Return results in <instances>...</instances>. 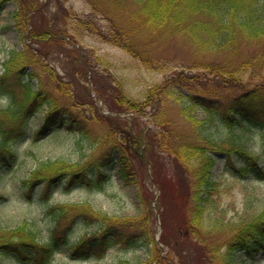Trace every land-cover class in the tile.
<instances>
[{
	"label": "trees",
	"instance_id": "16d2710c",
	"mask_svg": "<svg viewBox=\"0 0 264 264\" xmlns=\"http://www.w3.org/2000/svg\"><path fill=\"white\" fill-rule=\"evenodd\" d=\"M88 1L93 13L107 14L99 3L95 4V0ZM132 1L143 4L138 10L129 11L121 3H114L106 32L98 31L99 28L92 19L79 18L78 22L84 30L123 49L149 69L164 71L163 66L150 57L145 45L133 39L139 29H143L150 37L186 32L188 37H184L194 45L195 52L203 57L233 49L240 43L251 45L264 39V0ZM6 2L13 6L10 15L16 23L17 35L23 47L9 49L6 59L1 63L0 98L5 101L0 106V170L12 165L15 160L12 146L25 135L27 120L42 107H47V110L32 135L33 140L43 138L53 131L66 130L78 135L75 143L78 148H82V143L85 142L89 147H94L99 139L90 137L79 121L78 114L71 115L65 106L52 101L35 66L40 67L43 74L57 83L56 90L60 94L70 93L68 82H60L54 71L41 61V57L28 49L27 42H44L48 38L49 41H56V46L62 47V42L70 44L71 41L66 40L70 35L65 30L62 35L60 30L52 33L50 30L36 29L39 26L35 25L34 13L43 6L38 5L36 0H0V11ZM120 11L127 14L124 24L118 19ZM62 15L69 18L71 13L64 9ZM74 45L73 43L70 53L74 55L75 65L81 67L82 62H86ZM232 60L233 57L230 61ZM201 68L216 80H206L204 86L196 88L187 84L183 72L177 75L171 73L169 76L165 75L161 85L148 89L142 101L129 97L124 91L123 83L117 80L112 94L114 103L121 111L138 117L156 102L161 103L151 120L160 130L150 132L149 127L136 120L132 123L136 126L133 132L130 124L121 125L122 121H135L132 116L125 120L118 117L119 111L116 116L92 111V116L82 122L86 124V121H90L106 129L101 136L103 147L108 151L106 161L66 162L57 159L39 162L34 169L28 171L27 178L20 182L25 197L29 198L30 188L36 185L41 186V197H45L53 186L60 183L66 188L79 185L90 191L102 190L111 179L109 167L115 170V176L122 185H129L134 180V161L144 167L150 165L154 168L156 158L161 154L165 156L162 160L167 159L175 172H184L188 179L186 191L182 181L178 182L191 205L189 232L197 237L205 205L213 202L219 193L220 184L213 174L217 162L222 164L223 170L240 180L264 184V49L250 55L240 64L243 71L249 70L250 73L246 81L251 86L247 89H237L240 84L236 83L237 68L214 62H204ZM173 88L175 91L172 92L178 95L176 100L185 103V106L180 104L178 116L188 123V133L175 129L163 106L164 97L171 95L169 90ZM230 90H235L238 94L228 101L218 97L220 93ZM68 98L73 100L71 107L80 108L81 111V103L73 94ZM194 112L201 113V118L195 116ZM253 139H258L256 148ZM2 199L0 196V200ZM151 202L152 198L145 203L146 208L142 202L137 203L138 211L143 208L146 215L140 216L139 212L136 216L126 217L121 221L99 213V220L106 225L105 229L100 234H95L93 241L80 240L73 250L81 252L84 244L91 249L94 241L105 244L104 240L114 235L112 223L117 222L127 227L137 223L140 227L141 223L146 224L151 214ZM72 207L87 209V206L80 204H57L47 209L48 213L54 214L56 223L52 238L47 242L36 241L32 230L25 223L12 229L0 228V251L13 254L24 263L50 264L56 250L65 242L64 234L57 236L59 222ZM233 250L250 258L264 252V204L250 221L242 223L233 240L229 241L224 255L214 244H210L207 256L211 264H233L230 257Z\"/></svg>",
	"mask_w": 264,
	"mask_h": 264
},
{
	"label": "rangeland",
	"instance_id": "374dc122",
	"mask_svg": "<svg viewBox=\"0 0 264 264\" xmlns=\"http://www.w3.org/2000/svg\"><path fill=\"white\" fill-rule=\"evenodd\" d=\"M95 1V4L99 3L101 9L107 12L106 15L102 12L93 13L88 0H36L38 5H43L34 13L35 25L39 26L36 29L50 30L52 33L60 30L62 35L65 30L70 35L67 40L71 42L70 44L62 42L60 47L56 46V41H49L48 38L44 42L32 40L27 44L28 49L38 54L41 61L54 71L60 82L69 84L68 95L58 93L57 83L43 74L40 67L35 66L52 101L65 106L71 115L78 114L80 118L77 117L85 131L91 138L99 139L98 143L94 147H89L85 142L82 143V148H78L75 144L78 135L66 130L53 131L43 138L33 140L32 135L47 107H42L33 114L27 120L25 135L12 146L15 152L14 162L0 170V196H3L0 200V228L12 229L25 223L32 230L36 241L47 242L52 238L55 223L54 214L48 213L47 209L57 204H80L87 206V209L72 207L59 222L57 236L64 234L65 242L56 250L50 264H211L207 256L210 244H214L224 255L229 241L233 240L242 223L250 221L264 204V184L240 180L229 171L223 170L220 162L213 168L214 179L220 184L219 193L213 202L209 203L210 206L205 205L197 237L188 229L191 211L185 192L189 185L188 179L184 172L180 170L175 172L167 159L162 160L165 156L161 154H158L154 168L150 165L144 167L134 161V180L129 185H122L115 176V170L109 167L108 174L111 179L102 190L90 191L79 185L66 188L60 183L53 186L45 197L39 195L41 190L39 185L30 188L29 198L23 194L20 182L27 178L28 171L34 169L39 162L57 159L66 162L106 161L108 151L103 147L101 140L106 129L90 121L84 124L82 120L89 119L92 111L103 115L110 111H119V118L130 119L132 113L126 114L114 103L112 92L117 80L123 83L124 91L129 97L142 101L148 89L161 85L165 75L169 76L171 73L177 75L183 72L187 84L196 88L204 86L206 80L215 81L214 76L201 68L204 62H214L237 68L236 83H240L237 89H247L251 86L246 81L250 74L249 70L243 71L240 64L250 55L264 49V39L251 45L239 44L237 41L239 45L233 49L221 50L203 57L195 52L194 45L186 38L188 37L186 32H179L180 35L157 34L150 37L143 29H139L133 39L142 42L150 57L163 66L164 71L161 72L147 68L123 49L101 40L79 26V18L92 19L98 26V31L106 32L114 3H121L122 7H127L129 11L138 10L143 3H135L132 0ZM12 9L10 3H5L0 11V69L9 49L23 47L17 35L16 23L10 15ZM64 9L70 11L69 18L63 17ZM126 17L127 14H123V11L119 12L118 19L123 24ZM73 43H77L78 50L86 62H82L81 67L75 65L74 55L70 53ZM172 91H175L174 88L169 90L171 95L164 97L163 106L175 129H179L181 133H188V123L178 116L180 104L185 106V103L182 100L177 101L178 95ZM72 94L81 103V111L80 108L71 107L73 100L68 97ZM237 94V91L230 90L220 93L218 97L228 101ZM4 101L0 98V106ZM160 104L156 102L142 115L132 116L135 121H122L121 125L130 124L134 132L136 126L132 123L137 120L141 125L149 127L147 129L150 132L160 130L151 122ZM194 115L201 118L202 114L194 112ZM115 122L118 123L119 120ZM256 141L258 142V139ZM256 141L253 139L255 148ZM178 180L182 181L185 191L179 187ZM150 198L151 214L146 224L141 223L140 227L137 223L127 227L117 222L112 223L114 235L117 236L107 238L106 246H100L96 242L91 251L87 250L86 245L81 252L76 253L73 250V246L79 240L90 239L105 229L106 225L99 220V213L117 221L134 217L139 212L140 216H144L146 211L143 208L138 211L137 203L142 202L146 208L145 203L150 201ZM84 210L87 212L84 213ZM182 236L184 238H181ZM132 240L133 242L129 244ZM230 257L233 264H264V253L250 258L242 252L233 250ZM0 264L26 263H22L13 254H4L0 251Z\"/></svg>",
	"mask_w": 264,
	"mask_h": 264
}]
</instances>
